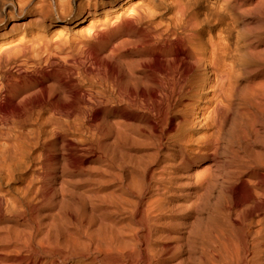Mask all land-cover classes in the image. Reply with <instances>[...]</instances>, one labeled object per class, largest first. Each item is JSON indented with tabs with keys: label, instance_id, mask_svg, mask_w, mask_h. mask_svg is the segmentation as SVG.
Segmentation results:
<instances>
[{
	"label": "bare ground",
	"instance_id": "1",
	"mask_svg": "<svg viewBox=\"0 0 264 264\" xmlns=\"http://www.w3.org/2000/svg\"><path fill=\"white\" fill-rule=\"evenodd\" d=\"M29 3L0 0V24L13 19L0 37L78 28L91 68L0 72V112L19 117L0 129V213L15 218L0 233V264H264V0ZM25 38L0 42V70L13 52L31 60L40 42ZM91 111L103 116L85 127ZM85 153L111 161L108 193L65 191ZM43 170L59 172L50 197L37 179L4 190ZM52 198L60 213L40 232L27 213Z\"/></svg>",
	"mask_w": 264,
	"mask_h": 264
},
{
	"label": "rangeland",
	"instance_id": "2",
	"mask_svg": "<svg viewBox=\"0 0 264 264\" xmlns=\"http://www.w3.org/2000/svg\"><path fill=\"white\" fill-rule=\"evenodd\" d=\"M41 0H30V3H29V6H35V4H38L39 2H40ZM56 7H53L52 8V19H53V21L54 22H56V21H58V19L60 20L61 19V11H60V9L59 8H56ZM28 14H30V13H28ZM28 14H26V16L25 17H28V16H30V15H28ZM11 20H13L12 18H9V17H5V21H4V23H2V24H0V34L2 33H4L5 31H8V27H9V24H10V22H11ZM46 23H47V26H48V24L50 23L49 22V19H47L46 20ZM75 29H78V28H73L72 26H71V29H70V33H67V34H65L64 33V35L63 34H59L58 32H54V29L52 28V27H46V28H43V27H41V25H33L31 28L30 27H27V28H23V29H20V30H18V31H16V32H13V33H11V34H8V35H6V36H2V37H0V42H3V43H5L6 45H9L10 43H12V42H16L18 39H20L21 37H22V35L25 33L26 34V40L27 41H29V40H32V38H34V37H36L37 38V40H39V42H40V44H38L37 45V43H34L35 44V46H36V50H34L32 53H30L29 54V56L30 57H32L31 58V60H29V62L28 63H25V57L24 56H22V54L20 55L19 54V52L17 51V52H13V54L11 55L12 56V58L14 59L13 60V62H11L10 63V65H8V66H6L5 65V67H3L1 70H0V72H4V71H6V72H10V73H12V74H14V75H18V73L20 72H25V73H29V74H33L35 71V67H34V65H36V66H40V67H43V68H45L46 70H53V69H56V70H58V68L60 69V70H72V71H75L74 73H79L81 70H83L84 68H91V62L89 61V60H86L85 59V54H84V52L82 51V50H79V49H77V48H80V47H83V46H85V42L84 41H82L81 39H79V37H78V35H77V33H75ZM28 34V35H27ZM32 37V38H31ZM66 40H69L68 42H66ZM74 44H79L78 46L79 47H75L74 46ZM41 46V47H40ZM38 47V48H37ZM43 50V51H42ZM44 50H45V52H44ZM83 52V53H82ZM44 53V54H43ZM36 54V55H35ZM47 54V55H46ZM42 55V56H41ZM70 55H73V56H75V58H78V60L80 61V62H82L81 64L82 65H84V66H76V65H79V64H75V67L74 66H72V65H74V64H72V61H71V57H70ZM15 60H17L18 61V63H16V64H13L14 63V61ZM89 61V62H88ZM35 63V64H34ZM55 63V64H54ZM23 65V66H21L22 67V69H21V67L19 66V65ZM20 67V68H19ZM79 67V68H78ZM20 69H21V71H20ZM78 69V70H77ZM19 73V74H20ZM88 85V84H87ZM0 87H1V84H0ZM98 91H101L99 88L97 89ZM100 100H101V98H100ZM114 105V104H113ZM93 112V113H92ZM5 113V112H4ZM3 112H0V129L2 128V129H5V128H9V126H11V125H15L14 124V120L13 119H15V122L18 120V118L17 117H14V116H18V115H14V114H12L11 113V117H10V114L9 113H5L7 116V120L11 123H9L7 120H3L5 117V114H4ZM88 114L89 115H85L86 116V118L85 119H87L88 121H86L85 119H83L84 121L82 122L81 120H82V118H84L85 116H83V117H80L81 119H80V123H84V126L85 127H88L89 126V124H90V126L91 125H93L94 124V122L93 121H96L95 119H94V117H95V115L97 116V118L100 116H103L102 115V113H97V114H95V112L94 111H91L90 113L88 112ZM10 118H9V117ZM2 117V118H1ZM14 117V118H13ZM9 118V119H8ZM17 118V119H16ZM62 119H64L65 117L63 116V117H61ZM74 119H75V117H73ZM11 119V120H10ZM74 119H72V120H74ZM2 120L4 121V122H2ZM12 120H13V122H12ZM64 120H66V118L64 119ZM7 121V122H6ZM2 122V123H1ZM5 125H4V124ZM9 125V126H8ZM27 125V126H26ZM24 127H25V129L26 130H32V129H34L35 128V126L33 125V124H29V123H27ZM13 126H11V127H13ZM32 126V127H31ZM6 130V129H5ZM71 137H75V138H81L82 137V135H80V134H74V135H72ZM108 142V144H111V142H112V140H111V142L110 141H106V143ZM110 142V143H109ZM59 146L61 145V144H58ZM135 150H136V152L137 153H135ZM138 150H140L139 152H138ZM52 151V149L50 150V152ZM40 152V151H39ZM53 152H55V149L52 151V153H48V156L50 155H52V158H56L57 157V155H58V153H53ZM68 153H67V155H70V156H73L72 154H73V152L74 151H67ZM71 152V153H70ZM87 152V151H86ZM82 153H84V151L83 152H79V154H80V156L79 155H76L75 157H77V158H81V154ZM100 151L99 150H97V152L94 154V155H100ZM131 153H133V155H135L134 157H136L137 159H141L142 157H144L145 158V156L147 155V153L148 152H146L145 151V149H140L139 147H138V149H137V147L134 149V151L133 152H131ZM142 153V154H141ZM145 153V154H144ZM39 154V153H38ZM85 154H87V153H85ZM87 155H89V157L88 156H86V157H88V158H86V159H84V162L82 163V164H80V166H78V168H76V170H75V173H74V175L72 176V179L74 180V181H70V183L67 185V187H66V190L65 191H71V192H78V195L75 193V195H77V196H79L80 194H81V196H84L83 194H89L90 193V191H103L104 190V192H107V191H110L111 189H110V187H109V184L108 183H106L105 181H107V179L109 178L108 176H109V174H110V172H109V170H110V160H106L105 159V161L107 162H105V164H104V162H101L100 160H98V161H95V160H92L91 158L92 157H94V155H92V154H87ZM90 155H92V157L90 156ZM137 155H140V156H137ZM53 156H55V157H53ZM101 156V155H100ZM44 158H42V160H43ZM37 161V163H36V165L38 166L39 165V162L38 161H40L39 159H37L36 160ZM92 161V162H91ZM110 161V162H109ZM101 164H100V163ZM51 164H53L52 163V161L50 162ZM61 164V163H60ZM61 165H58L57 167H59V168H61L60 167ZM81 166H82V168H81ZM104 166H105V168H104ZM106 166H108L109 167V170H108V168L106 167ZM49 168V167H48ZM107 169V170H106ZM49 170V169H48ZM48 170H43V171H40V173L38 172V174L36 175V177L35 178H32V172H30V171H28L27 172V174L26 175H24V177H25V183H22V182H20V181H16V182H13V183H11L9 186H8V188L6 187V188H4V190H12V191H17L16 189H22V187H24L25 188V185H27L28 184V181L29 180H31V179H37V180H34V182H38V180H40L39 178H42L40 181H39V183H35V186H37V187H42V185H43V187L45 186V188H43L42 190H40V191H46V193H48V195H49V197L52 195V191L54 190H56L57 189V187L56 186H58V188H59V182H60V178L58 179V177H59V172L57 173V175H58V177L57 176H54L52 173H50V171H48ZM80 171V173H78L79 171ZM82 170V171H81ZM105 170V171H104ZM44 172V173H43ZM47 176V177H49L50 179H51V177H52V179L50 180L49 178H46L45 180H44V178L46 177L45 175ZM41 175V176H40ZM52 175V176H51ZM29 176V177H28ZM101 176V177H100ZM101 178V180H100V178ZM102 177H104V178H102ZM53 178H55L54 180H53ZM105 178H107V179H105ZM49 179V180H48ZM103 179V180H102ZM43 180V181H42ZM46 180H48L49 182H50V184H48V185H46L45 184V182L44 181H46ZM56 180V181H55ZM55 181V182H54ZM96 181V182H95ZM99 181V182H98ZM101 181V182H100ZM52 182V183H51ZM74 182V183H73ZM102 182H104V183H102ZM53 183H55V184H53ZM93 183V184H92ZM107 186H106V185ZM40 185V186H39ZM50 185V186H49ZM92 186L93 187H95V188H92ZM16 187V188H15ZM46 187H48L47 189H46ZM89 187V188H88ZM219 187V188H218ZM70 188V189H69ZM14 189V190H13ZM91 189V190H90ZM48 190V191H47ZM58 190V189H57ZM106 190V191H105ZM59 191V190H58ZM208 195H210V196H208V198H209V200H208V204H209V206H211V207H213V205H215L216 203H217V197H219V193L222 191V188H221V186H220V184H218V185H216L215 187H212V188H210V190L208 189ZM211 191V192H210ZM66 192V196L67 197H69V195H70V193H67ZM85 192V193H84ZM108 193V192H107ZM45 194V193H44ZM9 197V196H8ZM51 200V201H50ZM53 200V201H52ZM59 200V199H58ZM57 199H49L47 202H44V204H42L41 206H40V208H39V210H38V213H36L35 215L34 214H29V213H27L28 215H27V218L28 219H30V221L29 222H33V225L35 226V228H36V230H39L40 232H43V230L46 232V230H47V228L49 227V225L52 223V221L55 219V218H57V216L59 215V213H60V207H59V201H58ZM58 201V202H57ZM54 202H56V204H57V206H56V204L54 203ZM53 203V204H52ZM55 205V206H54ZM54 207H55V209H54ZM203 207V206H202ZM6 210V208H5V206H3L2 208H1V211H3V212H1L0 213V215L2 216V217H7V220L6 221H4L3 223L2 222H0L1 224H0V233H5V231H7L9 228H11L10 227V225L12 226L13 225V221L12 220H14L13 218H12V214L11 213H7V210L5 211L4 209ZM58 208V209H57ZM204 208V207H203ZM57 209V210H56ZM4 211L6 212V214L4 213ZM3 213H4V216H3ZM41 213V214H40ZM9 215H10V217H9ZM31 215H34V216H31ZM33 217V218H32ZM26 218V219H27ZM27 219V220H28ZM50 219L52 220V221H50ZM10 220V221H9ZM48 220H49V222H48ZM46 223V224H45ZM3 224H4V226H3ZM45 225V226H44ZM7 228H6V227ZM9 226V227H8ZM5 227V228H4ZM47 227V228H46ZM2 229V230H1ZM21 229V228H20ZM44 232V233H45Z\"/></svg>",
	"mask_w": 264,
	"mask_h": 264
}]
</instances>
